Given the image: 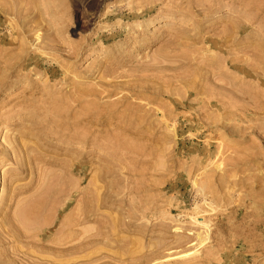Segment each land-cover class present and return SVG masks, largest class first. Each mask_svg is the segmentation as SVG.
Instances as JSON below:
<instances>
[{"label":"rangeland","instance_id":"374dc122","mask_svg":"<svg viewBox=\"0 0 264 264\" xmlns=\"http://www.w3.org/2000/svg\"><path fill=\"white\" fill-rule=\"evenodd\" d=\"M31 198L81 264H264V0H0V264Z\"/></svg>","mask_w":264,"mask_h":264},{"label":"bare ground","instance_id":"6f19581e","mask_svg":"<svg viewBox=\"0 0 264 264\" xmlns=\"http://www.w3.org/2000/svg\"><path fill=\"white\" fill-rule=\"evenodd\" d=\"M54 177L55 176H53V178ZM54 182L55 181H53V183ZM45 189H48V188H45ZM16 190L14 191L15 193H16ZM45 191H47V190H45ZM44 196L42 195L38 199H41V197L45 198ZM57 196H58V194L56 195V197ZM12 200H11V202H12ZM25 200H27V199H25ZM30 200H29V203L26 201L27 202L26 205L23 204L21 206L22 208L17 212V214L15 216L4 217L2 220V228H3L4 237H5V239L8 237L7 241L10 242V245H9L10 248L9 247L8 248L10 250H11V248H13L12 249L13 253L18 254L19 256H23L25 259L27 258V261L29 264H81V261L79 259V257H80L79 254L83 250L87 249L90 244H93L94 239H93V236L86 237L85 240H83V241L80 239L82 236L84 237L86 235L79 234V230L77 229L78 225H79L78 220H77L78 217H77V219L67 220L66 222H64V224H62L63 226L61 229L58 228L59 230L56 229L57 231L56 230L54 231V226L57 223L56 217H54V216L50 217V214L48 215L49 218L48 217L47 218L42 217L44 215V214H42L43 210L46 209V207H47L46 203L44 202L45 200L42 199V201H37V199H32V198ZM15 201H14V203H15ZM57 201H58V199H57ZM55 204L57 206V202ZM69 204L70 203H67L68 207H69ZM6 205L8 206V208L11 207V204H6ZM53 207H54V204H53ZM54 208H56V207H54ZM58 208H61V207H58ZM51 210H52V208H51ZM90 215H92V213ZM86 217L87 218H84V219L90 218L88 216V214H86ZM6 227H7V229H6ZM205 230H206V228H205ZM81 232H82V230H81ZM82 233H84V232H82ZM86 233H88V232H86ZM79 235L81 237H79ZM95 235H97V234H95ZM95 235H94V237H95ZM199 236H201V233ZM202 236H203V234H202ZM82 239H84V238H82ZM199 240H201L202 243H204V241H206V238H200ZM13 242L19 246L22 245V248L26 247L27 251H23V250L17 248L18 246H16ZM29 249L30 250L31 249L36 250V253L39 255H42V256H35V255L32 256V254H30L31 252L29 251ZM6 250H8V249H6ZM141 259H142V257H141ZM21 261H23V260H21ZM64 261H67V263ZM25 263H26V261H25ZM28 263H26V264H28ZM134 263H136V261Z\"/></svg>","mask_w":264,"mask_h":264}]
</instances>
